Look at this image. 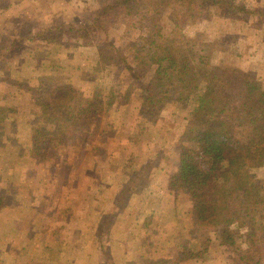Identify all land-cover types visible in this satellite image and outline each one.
I'll use <instances>...</instances> for the list:
<instances>
[{
  "label": "rangeland",
  "instance_id": "rangeland-1",
  "mask_svg": "<svg viewBox=\"0 0 264 264\" xmlns=\"http://www.w3.org/2000/svg\"><path fill=\"white\" fill-rule=\"evenodd\" d=\"M227 1L230 5L197 1L194 6L208 13L183 27L167 21L171 15L165 10L159 24L166 34L190 37L210 63L235 65L264 87V0ZM101 2L0 0V106L9 108L0 119V264L2 256L17 252L18 228L23 238L35 234L37 240L26 242L25 252L40 253L42 264H139L132 260L136 250L131 247L126 262L120 247L113 249L114 259L109 247L99 256L96 234L106 240L108 223L104 218L99 228V208L130 212L137 221L148 214L149 205H141L134 190L149 188V166L175 169L191 101L177 87L149 97L152 70L138 57L149 20L128 16L121 8L103 12ZM56 82L64 94L58 103L49 96ZM95 94L102 111L89 115L82 126L66 125L63 139L52 137L39 155L31 153L33 126L60 129L61 121L51 116L66 104L91 101ZM44 100L52 102L48 120L40 107ZM250 175L264 194V163ZM171 192L177 193L173 204L184 214L172 218L165 199L169 207L158 222L168 235L160 239L162 251L149 253L148 247L150 258L141 264H172L168 261L179 256L183 245L201 254L179 264H237L239 254L254 249L258 253L252 257L264 264L263 233L249 235L264 224V211L252 225H231L234 243L226 246L218 228L191 233L189 199L181 191ZM183 223L186 232L179 237ZM133 226L138 240L145 236L153 244V227L142 233L138 224Z\"/></svg>",
  "mask_w": 264,
  "mask_h": 264
},
{
  "label": "trees",
  "instance_id": "trees-1",
  "mask_svg": "<svg viewBox=\"0 0 264 264\" xmlns=\"http://www.w3.org/2000/svg\"><path fill=\"white\" fill-rule=\"evenodd\" d=\"M100 1L103 12L121 8L128 16L149 20L150 29L138 55L142 64L152 70L149 97L157 91L168 93L172 87H177L179 93L191 101L189 127L182 134L185 142L180 144L178 162L169 175L168 188L185 193L191 202V233L218 228L221 242L226 246L233 245L231 225L240 226L246 222L252 225L254 216L264 211V194L250 175L252 168L264 163V87L257 80H249L235 65L210 63L190 37L164 32L159 15L165 10L171 15L167 21L175 27H183L188 21L191 23L208 13L206 9L194 6L203 0ZM211 1L215 6L230 3L227 0ZM45 78L51 79L50 76ZM41 86L31 88V91H37ZM49 96L55 103L63 100V86L54 83ZM96 96L85 103L66 104L57 112L58 116H51L61 121L60 129L47 132L42 124L33 126L31 153L37 155L44 150L41 146L48 144L52 137L63 139L66 125L82 126L89 115L102 111ZM52 102L41 101L40 107L47 120ZM8 109L0 106V119L5 117ZM260 232L264 235L262 223L250 230V239ZM253 245L251 240L250 249ZM257 253L254 249L253 253L239 254L237 264H263L258 256L252 257ZM200 254V251L192 252L183 245L179 256L168 263L179 264Z\"/></svg>",
  "mask_w": 264,
  "mask_h": 264
},
{
  "label": "crops",
  "instance_id": "crops-1",
  "mask_svg": "<svg viewBox=\"0 0 264 264\" xmlns=\"http://www.w3.org/2000/svg\"><path fill=\"white\" fill-rule=\"evenodd\" d=\"M171 171H167V168L163 166H157L152 165L149 166V188L146 185L145 188L141 189H135L134 192H138L135 197L140 200V204L149 205L145 211H148V214H144L143 217H139L141 214L138 212L137 218L139 217L138 221L135 219V215L133 219H130V212L124 211V212H118L116 209H111L110 208H99V228L100 224L104 223L102 220L104 218L107 219L108 223L106 225V232H107V239L102 240L100 235L96 234V242L95 247L96 251L98 252L99 250V256H103V250L105 247H109V252H111V258L114 257L115 252H113V249L115 247H120L119 252H121L123 256V261L126 262L129 257V250L127 248L131 247L133 250H136V255L132 257V260L136 259V262L141 264V262L146 261L147 257L150 258V250H161L163 244L160 241L162 236L164 234L168 235L167 230L163 227L161 223L158 222L159 216L165 213V210L167 207H169L168 202L171 204V217L175 218V216H178L179 218L181 217L182 211L178 210L177 205L173 204L175 202V197L178 196L177 193H173L169 190L168 188V179ZM156 176V177H155ZM149 190V191H148ZM148 191V192H146ZM132 193V192H131ZM132 197V196H131ZM167 199V200H165ZM173 204V205H172ZM189 215L191 216L192 220V214H191V202L189 201ZM141 211L142 207L140 208ZM183 212H187V209H184ZM133 214V213H132ZM136 220L134 223L133 221ZM139 225L140 231H142V228L146 230V227L149 226V230H151V227L154 228L153 233H154V238H153V244L149 240H145V236H141V239H137L136 236L134 235V226L133 225ZM162 226V227H161ZM181 228V229H180ZM19 232V243L17 246V252L13 253L12 257L10 255L5 254L2 256V263L3 264H42V256L40 253L34 254L31 256H26L27 253L26 251V242L30 241H35L37 240L35 234L32 235V233H27L24 238L23 235L21 234L20 228H18ZM162 229L165 231L161 232ZM184 232H186V224L183 223L177 230V235L179 234V237L181 235L184 236ZM117 233V235H115ZM144 233V231H142ZM143 235V234H142ZM149 243V245H147ZM45 249H48L50 247L49 244ZM38 247L40 248L39 252H41V243L40 240L38 239ZM43 247V246H42ZM45 247V245H44ZM149 247V253L147 252V248ZM152 248V249H151ZM38 249V248H37ZM26 253V254H25ZM33 253V252H32ZM31 254V252H30ZM120 254V255H121ZM147 256V257H146ZM135 258V259H134ZM152 258V257H151ZM114 259V258H113ZM131 260V261H132ZM129 260V262L131 263ZM49 262V261H47ZM50 264H56V262H51Z\"/></svg>",
  "mask_w": 264,
  "mask_h": 264
}]
</instances>
